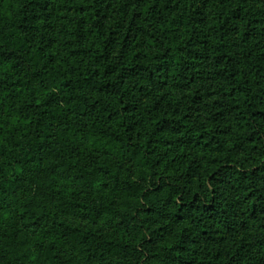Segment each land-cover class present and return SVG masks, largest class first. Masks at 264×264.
Listing matches in <instances>:
<instances>
[{"label": "trees", "instance_id": "trees-1", "mask_svg": "<svg viewBox=\"0 0 264 264\" xmlns=\"http://www.w3.org/2000/svg\"><path fill=\"white\" fill-rule=\"evenodd\" d=\"M59 1L0 0V264H264V0Z\"/></svg>", "mask_w": 264, "mask_h": 264}, {"label": "rangeland", "instance_id": "rangeland-1", "mask_svg": "<svg viewBox=\"0 0 264 264\" xmlns=\"http://www.w3.org/2000/svg\"><path fill=\"white\" fill-rule=\"evenodd\" d=\"M76 2H78V0H75V2H74V4L76 3ZM58 4H59V6H60V10H59V15L60 16H68V14H72V16H73V12H68L67 10L69 9V8H72V6H73V0H60L59 2H58ZM258 6L259 5H255V7L256 8H258ZM77 16H79V15H77ZM195 69H196V71H199V67L198 66H196L195 67ZM186 81L188 82V80L186 79ZM198 85V83H195V84H191V85H189L188 87H187V90H186V92L187 93H190V94H194V88L196 87ZM204 87L202 88V91H204ZM51 177H47L48 178V180L49 181H51V182H54V187H56L58 190H60L61 189V187L62 188H66L67 190H75V189H73V186H77L78 184H80V183H83V182H85V181H83V182H76V183H71V182H65L63 179H61V177L59 176V174L57 173V174H51L50 175ZM71 183V184H70ZM83 184H86V182L85 183H83ZM79 186H83V185H79Z\"/></svg>", "mask_w": 264, "mask_h": 264}]
</instances>
